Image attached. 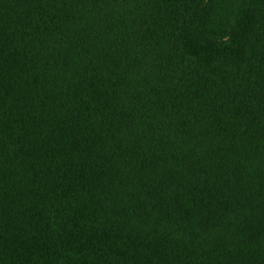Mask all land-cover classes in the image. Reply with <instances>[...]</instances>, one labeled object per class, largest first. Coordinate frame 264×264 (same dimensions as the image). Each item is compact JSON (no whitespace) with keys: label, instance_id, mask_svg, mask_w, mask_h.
I'll return each mask as SVG.
<instances>
[{"label":"trees","instance_id":"obj_1","mask_svg":"<svg viewBox=\"0 0 264 264\" xmlns=\"http://www.w3.org/2000/svg\"><path fill=\"white\" fill-rule=\"evenodd\" d=\"M0 264H264V0H0Z\"/></svg>","mask_w":264,"mask_h":264}]
</instances>
